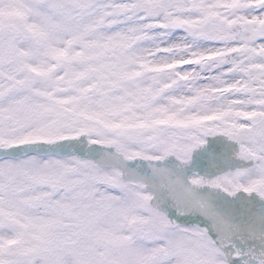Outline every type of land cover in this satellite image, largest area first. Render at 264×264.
Listing matches in <instances>:
<instances>
[{"label":"snow or ice","instance_id":"6c2138e0","mask_svg":"<svg viewBox=\"0 0 264 264\" xmlns=\"http://www.w3.org/2000/svg\"><path fill=\"white\" fill-rule=\"evenodd\" d=\"M0 264H264V0H0Z\"/></svg>","mask_w":264,"mask_h":264}]
</instances>
